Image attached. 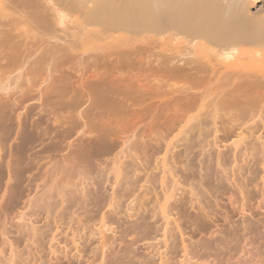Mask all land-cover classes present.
<instances>
[{"label":"bare ground","instance_id":"bare-ground-1","mask_svg":"<svg viewBox=\"0 0 264 264\" xmlns=\"http://www.w3.org/2000/svg\"><path fill=\"white\" fill-rule=\"evenodd\" d=\"M254 7L255 4L252 0H0V145L9 143L12 131H15L14 141L18 142L6 163L9 171L8 182L13 180L14 182H12L15 183L14 186L11 182L14 190L10 186L14 193L10 197L11 202L12 198L17 197L19 186L23 185L24 174L26 176V172H31L29 170L32 169L35 159H40V157L34 158L32 155L33 158H31L28 155V152L36 147L42 146L36 153L37 155L40 153L47 155L46 157L55 156L58 159L62 157L61 162L58 161L61 164L51 165L52 171L54 168L51 176L57 173L56 177L59 175L61 178L74 170H70V168L75 167V172L80 170L75 164L77 160H81V157L90 158V163H92L94 158H103V156L106 158L113 154L112 159L116 162L119 155L124 154L123 149L132 147V150H136L138 145H142L147 150L148 141L144 140L146 144H143L139 134L134 132L131 135H125L127 134L123 132L125 129L122 130L124 121L129 120L130 117L132 119L142 116L144 109L139 108L155 98L153 94L159 98L161 96L159 92L164 89L173 88L177 95L190 96L191 92L189 91L194 87H189L190 81L200 80L206 71L203 69L202 59L207 52L214 59L223 63L231 64L247 59L262 60L264 57V13L262 11L251 12ZM146 43L155 46L150 54L155 50L159 52L153 55V61H149L144 56V61L141 62L142 53L137 49L139 45ZM171 43L179 45L178 51L161 49ZM68 59H72L73 62L75 60L89 64V68L85 69L88 73L89 69H92L91 74L87 75L88 73L84 70L83 72L87 74H83L87 77L83 78V81V75H80L81 81H71L66 75ZM75 65H77L75 68L71 66L73 71L79 67L78 64L74 63L73 66ZM151 65L153 68L150 67ZM146 72L152 73V80L149 76V78L144 76L140 79ZM67 73L71 72L67 71ZM228 76L230 75L228 74ZM238 80L237 84L232 85L234 83L232 82V86L227 87L228 89L224 87L223 89L222 86L225 84L221 86L218 81L222 90L218 92V89L217 94H214L209 105L211 106L210 110L207 109L206 112L204 110L205 113L198 111L192 115H189L191 112H186L180 116L179 133L186 147L181 151L183 159L179 162L182 184H180L178 176L175 180V190L180 189L181 192L177 195L174 190L165 197L163 204H155L158 207L157 211L167 221V224L173 225L171 231H176L181 240V255L173 264H197L198 262L203 264H264V72L252 73L249 67L244 68ZM226 82L228 81L225 80ZM204 84L206 83L204 82ZM214 85L217 86V83ZM157 91L159 92L157 93ZM200 94L198 95L200 96ZM187 100L190 101V99ZM147 111L149 112L148 108ZM46 121L58 124V128H65L64 134L56 132L48 144H44L47 135V132L44 131L46 127H41L42 123L45 124ZM167 122L166 124H168ZM172 122L174 123V121ZM80 123H82V129L85 127V131L76 132ZM87 126L89 131H86ZM210 133L213 136L211 146L216 149L215 155L210 154L212 147L209 146L208 150L202 151L203 153L199 152L201 158L197 161V165L190 164L194 162L190 150L192 145H195V140L202 139ZM219 133H221V138L217 136ZM73 134L80 135V137L67 145L66 148L69 152L68 154L67 151L66 154L64 152L66 157H63L60 153L66 148L62 146V142L67 138H73ZM6 142L8 143L6 144ZM210 142H207V145H210ZM226 142L230 143L221 146ZM117 148L120 150L115 154L114 151ZM149 150L151 149L147 151ZM4 154L1 153L0 159L4 158ZM137 155L133 153L134 161L136 158L138 161L141 159ZM178 155L181 156V154ZM87 159L86 161H88ZM130 159L132 158L130 157ZM194 160L196 161L195 157ZM48 161L50 162L49 159ZM79 163L77 165L81 167V163ZM48 170L50 171V169ZM75 172H72L71 175L74 176ZM78 173L76 172V174ZM80 175L79 177L82 179L83 174ZM85 175L86 181H90L91 179L89 180ZM46 176H48L47 171ZM73 176H70L71 179L73 178L72 182L71 179L68 180L72 184L73 180L74 182L77 180L78 183H75L78 186L81 179H74ZM45 177L44 179H46ZM65 178L64 185H62V181H58L59 178L50 180L52 183L45 188L42 187V182V185L39 184V186L41 185L43 189L42 191L40 189L41 193L38 196L36 195L39 186H36L33 197H31L32 192L29 191L30 187H26L29 193L26 195V200L23 199V206L17 209L18 212L14 216V218H19L17 219L20 222L19 225L24 221L21 219H24V215L26 216L23 211L27 207L39 209L40 214L44 216L39 218L38 214V217L35 216V213L33 216L35 219L38 218L39 222L44 220L43 223L47 229H49L48 225L51 219L57 222L55 219L63 209L66 208L65 210L69 213L68 210L72 208L70 205L75 203L78 197L73 196L77 191L76 185L69 186L70 183H66L68 180L66 181ZM29 181L32 182V180ZM43 181L47 182L48 178ZM58 182L61 183L60 186ZM25 186L27 185L24 182V188ZM93 186L96 188L98 186V190L101 188L99 184ZM91 189L93 188L83 192L86 189L82 187L79 190V195H82L79 199L81 202H87L85 205L90 204L87 200L88 198L90 200L93 195ZM97 189H95L96 192H98ZM95 196L90 202L92 201L96 207V205H100L99 202L102 203L103 199L100 194L97 195L98 197ZM15 200L20 201L16 198ZM224 200L226 205L222 204ZM80 203L77 204V211H80L79 207H83ZM68 204L69 206H67ZM84 207L86 208V206ZM6 208L8 207L5 206L4 209ZM133 208L135 206L130 203L128 210L131 209L132 214H128L131 221L127 228L130 229L129 233L134 235L130 240L133 239L137 244L151 236L153 223H148L149 219L147 220L141 215V207L135 211ZM7 210L2 214L4 226L5 221L8 220L6 213L9 211L7 212ZM34 211L26 210L29 213ZM222 211L224 213L221 217L223 216L224 222L219 224L214 219L217 215L219 218ZM35 212L37 213V211ZM84 212H86L85 209ZM6 215L7 218H5ZM75 216L77 215L75 214ZM237 216H239L238 219H235ZM29 220L31 222V218ZM33 220L32 222H34ZM43 223L37 228H41ZM25 225L23 224L19 228V234L28 227V224ZM37 225L35 224V226ZM29 226H31L32 232L29 234L32 235V238H29L28 232V237L20 235L23 239L26 238L24 249H28V245L36 244V235L39 234L42 237L41 234L44 233V226L42 233H37L38 230L34 225ZM127 228L126 230H128ZM191 228L195 233L198 232V235H201L198 240H193L194 242L191 238L185 237L186 231ZM4 230L6 229L4 228ZM5 232L8 233L7 230ZM5 232L0 231V235H2L0 237L3 238V234L7 236L8 234ZM76 236L77 233L72 235V245L75 248L81 246L80 241L83 234H80L77 239ZM155 237L158 238L157 235ZM155 237L153 236L154 239ZM15 238L17 237L15 236ZM51 240L54 242L55 236ZM172 240L173 235L166 239L164 236L165 250L159 253L161 257L159 256L158 264H170L169 261L172 258L169 255L172 257V254H169V247ZM13 241L17 244V240ZM132 241L130 242L133 243ZM124 242L126 244L127 241ZM12 243L8 240L0 241V264H24L25 259L19 260L20 253L15 250L16 248H13L16 246H13ZM79 243L81 244L79 245ZM125 244H122L125 246L124 248H126ZM128 244L126 249L130 245ZM7 245L8 247H6ZM130 246L135 245L131 244ZM249 246L252 249H248ZM122 248L119 249L122 250ZM24 249H21L23 253ZM29 250L31 251L32 248ZM4 251L7 253V256L5 255L7 259L4 256ZM77 251L75 254L81 253ZM128 251L126 250L125 253ZM130 251L131 254L132 251ZM51 253L52 255L56 254L54 250ZM111 254L114 258V254ZM30 258L33 259L34 256ZM60 261L62 260L60 259ZM150 261L152 262V260ZM106 263L107 260L103 253L100 264ZM137 264L147 263L142 260Z\"/></svg>","mask_w":264,"mask_h":264},{"label":"rangeland","instance_id":"rangeland-1","mask_svg":"<svg viewBox=\"0 0 264 264\" xmlns=\"http://www.w3.org/2000/svg\"><path fill=\"white\" fill-rule=\"evenodd\" d=\"M252 1H254L255 7L252 9L251 12L262 11L264 13V0H252ZM178 46H179L178 44L171 43V44H168V45L162 47L161 49L175 52V51H178ZM144 48H145V50H143ZM153 48H155V46H152L149 43L139 45L137 50H139L142 53V55H141L142 57H141V60H140L141 62L144 61L143 60L144 56L149 61H153L154 60L153 55H155L159 51L155 50V52L150 54L152 52ZM146 50H147V53H146ZM143 51H144V54H143ZM151 55H152V57H151ZM139 59H140V56H139ZM71 60L72 59H70V60L68 59V62H66V67L68 68V69H66L67 77L71 81L76 82V81H81V76L83 75L82 76V81H83L87 77L84 74L88 73V71L85 68H87L90 65L84 63L83 61H81L82 62L81 63V62H78V61H75V60L73 62ZM74 63L78 64L79 67L81 68V69L79 67H78V69L76 68L78 71L74 69L75 72L77 71L76 73L73 71V69H71V66H72V68H75L77 66V65L73 66ZM202 64H203V69L206 70L203 75L204 76L206 75V77H204L202 75L200 80L197 79V80H195V82H194V80L190 81L192 86L190 85L189 87L190 88H192L193 86L195 87V88L193 87L194 89L192 88L189 91V92L193 93L192 96H191V93H189L190 96H188V97L184 96L185 97L184 98L183 95H179V94H178L179 95V97H178V95L175 93L176 91H174L175 89L173 90V88L164 89V90H162L163 92L160 91L162 93L157 91V93L159 92V94L161 95L160 96L161 99H160V97L158 98V96L156 94H153V97L155 96V98L151 99L150 101H148L147 104H144V105H142L139 108V109H144L142 116H137V117H135L136 119L134 117L131 119V117H130V118H128L129 120H125L124 121L125 125L123 124L124 128L122 127V130L125 129V130H123V132L127 133L125 135L128 136V135L133 134L134 132H135V134H139L138 136L141 139L140 141H142L143 144L144 143L146 144V142L148 141L147 142V146L148 147L146 146V149L147 150L151 149V150H149V151L145 150L144 146H142V145H138L137 149L134 146V148L136 150H132V147L123 149L124 154L119 155V159L116 162H114L113 159H112L113 158V154L112 155H108V157H106V158H104V156H103V158L99 157L98 158L99 160L94 158L93 162H92L93 164L90 163V158L89 159L86 158L88 160V161H86V159L81 157V160L80 161L77 160L76 161L77 163L75 165L77 166V169L80 168V170L79 171L77 170L76 172L77 173L79 172L81 175L83 174L81 176L78 173L82 177V179H84V180H82L79 177V175L76 174V172L74 171V170H76L75 167L70 168V170L74 169L72 171L73 173L75 172L74 176L71 175V174H73L72 172H70L68 175H64L65 177L68 176V178H65L63 176L61 178V177H59V175H57V177H56L57 173L56 174L54 173L53 176H51L52 172L54 171V168H53V171H52L51 165L52 164H56L57 165L59 162H61L60 161V159L62 158L61 156L66 157L65 156L66 151H67V154L69 152L68 148H66L67 145L69 143H71L72 141H75L78 137H80V135L78 136L76 134L75 135L73 134L75 137L73 136V138L72 137L71 138H67L64 142H62L63 143L62 146H65L66 149L62 152L63 154L65 152L64 155L62 153H60L61 156L59 155V157H61V158H59V159H58V157H55V156L46 157L47 155H41L40 153H38V155H37L36 153L39 152L40 148L42 147V146H38L34 150H31L32 152L31 151L28 152V155L31 158L40 157V159H35L37 162L34 161V163L32 165L34 168L32 167V169L29 170V171H31L30 173L26 172L27 173L26 176L24 174V178H23V182H22L23 185L19 186L20 190H17V197H15L16 199H20L19 202H17L16 200L14 201L15 198H12V202H11L10 197L14 194L13 193L14 187L12 186V183L14 181L11 180V181L8 182L9 171L7 170V167H6V163H7L8 159H9L8 158L9 155L16 149V146L18 144L17 141H14V139H15V131H12V133H11V135L9 137V140H8L9 143L6 142V144L8 143L7 145H0L1 153H5L3 155V157L6 158L5 160H4V158L2 159V157L0 159V172L4 171L3 173L0 174V184L2 183L0 185V187H1V189H0L1 190L0 191V217H1L0 218V220H1L0 221L1 222L0 223V231H3V233H4L7 230L8 233L7 232H5V233H7L8 234L7 236L9 237L8 238L6 235L3 234V238L0 237V241L1 240H5V241L8 240L11 243L12 242L14 243L13 240H17V242L15 241L17 244H15V243L13 244L12 243V245L13 246L15 245L16 247H13V248L14 249L16 248L15 250L20 253V259L19 260H24L25 259L23 261L24 264H29V263L30 264H42V263L43 264H60V263L61 264H100L101 256H102L103 253H104V256H105V260H107L106 264H118V263L119 264H122V263L123 264H130V263L137 264L138 261L140 262L142 260L144 262H146L147 264H149L150 260H152V262L150 261V264H155V263L158 264L159 263L158 259L161 257L159 255V253H161L162 251L165 250V247H164L165 243H163L164 242V236H165V239H166V238H169L170 236L173 235V240H175V241L172 240L171 243H170V247H169V250H170L169 254H172V257H171V255H169V256L173 260L172 261L170 259L172 262L171 261H169V262H170V264H173L177 260V258H179L180 255H181V251H182L181 240H180V237L178 236L176 231L172 230L174 233L171 231L173 225L172 224H167V221L160 215V212L157 211L158 207L156 205H157V203H160V204L164 203L165 197L170 195V193L176 189L175 188L176 187V185H175L176 178L178 176H179L178 177L179 179L182 177V175H180V173H179V172H181L179 162H180V160L183 159V157H182L183 156V152H181V151H183L186 146L182 142L183 138L180 136V133H179L180 132V130H179V128H180L179 122L181 121V117L180 116H182V114L186 113V112L187 113L191 112V113H189V115H192V114H194V113H196L198 111H202L203 113H205L207 111V109L210 110L211 109V106H209L210 102L213 99L214 94H217L216 93L217 90L219 89L218 92H220L223 87L224 88H227V87L229 88L232 85L237 84V82H239L238 79L240 77V73L244 70V68H248L249 67L252 70V73L264 72V57H263L262 60H259V59L248 60L247 59L245 61H241V62H236V63H231L230 64V63H223L220 60L214 59V57L210 53L207 52L204 55L203 59H202ZM150 67L153 68V65H151ZM84 70H86V71H84ZM67 71L71 72V73H67ZM83 71L87 72V73H84ZM81 72H82V74H81ZM91 72H92V69H89V73L87 75L91 74ZM147 73L148 72L143 74V76H141L140 79H142L144 76H146L147 78L150 77V79L152 80L153 79V77L151 75L152 73H148V74ZM228 74L232 78L230 76H228ZM205 78H206V80H204ZM225 80H227L228 82L225 83ZM218 81H219L221 86H222V84H225V85H223L222 88H221V86L218 85L219 84ZM202 82L206 83V84H204L205 86L203 85ZM232 82H234V83L232 84ZM216 83H217V86L214 85ZM149 89H150V87H149ZM196 89H198V90H196ZM170 90H171L172 93L170 92ZM144 91H146V90H144ZM208 91H210V92H208ZM211 92H212V94H211ZM198 94H200V96ZM206 94H207V96H206ZM156 96H157V98H156ZM196 96H197V98H196ZM177 97L178 98L183 97V98H181L182 99L181 100V99H178ZM186 99H190V101L188 102V100L186 101ZM182 101H183V103H182ZM189 103H190V105H189ZM195 103H196V105H194ZM33 104H37V103H33ZM175 106L177 108H179V110H176L177 108ZM185 106H186V108H185ZM190 106H192V107H190ZM188 107H189V109H187ZM147 108L149 109V112L147 111ZM204 110H205V112H204ZM176 112H177V114H176ZM166 113H167V115H166ZM142 117H143V119H142ZM170 117H171V119H170ZM167 118H169V119H167ZM172 118H174V119L172 120ZM130 120H131V122H130ZM167 120H169V121L167 122ZM171 120L174 121V123ZM134 121H135V123H134ZM164 121H165V123H164ZM166 122L168 124H166ZM160 123H161V125H159ZM46 125H48V126H46ZM162 125H163V127H162ZM41 127L42 128L46 127L44 129V131L47 132V135L45 136L46 139L44 140L45 141L44 144H48V142L50 143V139H52L54 137V134H56V132L59 133V134H61L63 132V134H64V130H65V128H58V124L57 125L56 124H52V122H49V121H46L45 124L42 123ZM47 127H48V129H47ZM49 127L51 128V130H49L50 129ZM175 127H177V128H175ZM88 128L89 127L87 126V128H86L87 130L86 131H89ZM77 129H76V132L77 131L80 132V130L81 131L82 130L85 131V127H84V129H82V123H80V125H79V127ZM208 130H209V128H208ZM147 134H148V136H147ZM143 136H144V138H143ZM217 136L218 137L220 136V138H221V133L217 134ZM212 138H213V136H211V133H210L209 135H206V136L202 137V139L200 138L201 140L200 139L199 140H195V145H192L193 147H191L192 149L190 150L191 151L190 152L191 153V157L193 158L192 161H194V162L193 163L191 162L190 164L197 165V161L201 158L199 156L200 153H203L202 151L208 150L209 146L212 145ZM68 139H69V141H68ZM131 140H132V138H131ZM155 141H157L158 143L155 142ZM179 141H181V142H179ZM153 142L155 143L156 146L154 145ZM207 142H210V145H207ZM229 143L230 142H226V144L222 143L221 146L222 145H228ZM182 144H183V146H182ZM202 145H203V147H202ZM13 146H15V147H13ZM117 146H119V145H117ZM188 146H189V144H188ZM211 147L212 148H211L210 154L215 155L216 149H215L214 146H211ZM117 149L114 151V153L115 152L117 153L120 150V148H117ZM179 149H181V150H179ZM199 150H201V151H199ZM140 151H141V153H140ZM1 153H0V155H1ZM33 153H35L36 155L33 154ZM133 153L134 154H138L137 157L139 156L141 158V159H139V161L137 160L138 158H136L137 163H135L136 160L135 161L133 160V159H135V158H133L134 157ZM178 154H181V156H179ZM32 155H34V156L32 157ZM122 155H124V156H122ZM144 155H146V156H144ZM166 155H167V158H166ZM228 156H229V154H228ZM52 157H53V160H52ZM130 157L132 159H130ZM194 157L196 158V161L194 160ZM48 159L50 160V162L48 161ZM82 159H83V161H82ZM128 159H130V160H128ZM156 159L157 160L160 159V160L157 161ZM175 160H176V164H178V165L175 164ZM84 161H85V163L87 165L84 163ZM79 162L81 163V167H79L77 165ZM157 162H158V164H157ZM59 164H61V163H59ZM115 164H117V165H115ZM122 164H124V165H122ZM1 165H2V167H1ZM137 165H138V167H137ZM129 166H130V169H128ZM125 167H127V169H125ZM136 167H137L138 170L136 169ZM176 168H177V170H176ZM48 169H50V171ZM82 169H84V170H82ZM124 170L126 171V174H124V172H125ZM46 171H47L48 176H46ZM177 171H178L179 174L177 173ZM89 172H92V173H89ZM28 173H29V175H28ZM44 174H45L46 177L44 176ZM181 174H182V172H181ZM84 175L87 176V178H89V180L91 179L90 181L87 180L89 183L86 181V177H84ZM42 176H44L46 179L48 178L49 182L48 181L47 182L43 181V180H46V179H44V177H42ZM70 176L71 177L73 176L74 179L75 178L76 179L78 178V180L81 179V181H79L80 183L78 184L79 187L77 186V183H78L77 180L75 181L77 183H75L74 180H73V184L71 183L73 178L71 179ZM75 176H77V177H75ZM94 176H96L95 179H92V178H94ZM58 178H59V180H58L59 182L62 181V185L65 184L64 183V178L66 179V181L68 179H71V182H70V180H68L67 182L65 181L66 183H70L69 186L73 187V185H76V190L77 191H76V193H74L73 196H77L78 199H77V201L75 203H72V205H70V207L72 206V208H70V210H68L69 213L65 210L66 208L64 207L65 209H63L61 212L58 213V216L60 214V216H59L60 218L57 216L56 219H55L57 222H55V221H53L51 219V221H50V223L48 225L49 229H47V226H45V223H43L44 220L39 222V221H37L38 218L35 219V216H37V214H38L39 218L44 216V215L40 214L39 209L38 208L35 209L33 207L32 208L31 207H29V208L27 207L25 209V211H23L26 214V216L24 215V217H23L24 219H21V221L22 220H24V221L21 222L22 225L21 224L19 225L20 222H18V220H17L19 218L18 217L14 218V216H16L15 214H17V212H18L17 209H20L23 206L22 202H24V200H26V195L29 193V191L32 192L31 193V197H33L34 190L36 189V186H39V184H41L43 182V185L42 184L41 185H42L43 188H45V187L49 186L52 183L50 180L58 179ZM60 179H63V180H60ZM29 180H32V182L29 181ZM28 181L30 182V184H29ZM146 181H148V182H146ZM24 182H25V185H27V186H25V188H24ZM59 182H58V184L60 186L61 183H59ZM118 182H119V184H117ZM179 182H180V184H182V179H180ZM10 183H11V185H10ZM44 183H49V184H44ZM14 184L15 183H13V185ZM95 184H99V187H101V188H99V190H101L100 192L97 189L98 186H97V188H96V186H93ZM41 185L39 186L40 188L38 187L39 189L37 188V192L38 193H37L36 196H38V194H40L42 189H43L41 187ZM10 186H12L13 188L10 187ZM84 186H85V188H84ZM173 186H174V188H173ZM26 187H30V190L28 191V188H26ZM82 187H83V189H86L83 192L87 191L88 189L90 190V188H93V189H91L92 190L91 194H93V195L90 197V200L95 195H96L95 197H98L97 196L98 194H100V196L102 195L101 198L103 200L100 199V200H102V203L99 202L100 205H96V207H95L94 203H92V201L90 202L89 198H88L87 201H89L90 204L85 205V203H87V202H81V200L79 198L82 197V195H79V190ZM7 188H8V190H7ZM15 188L19 189L18 187H15ZM21 188H22V191H21ZM32 188H34L33 191H32ZM40 189H41V191H40ZM95 189H97L98 192H96ZM5 191H7V192H5ZM112 192H114L113 194H115V195H113ZM168 192H169V194H168ZM180 192H181L180 189L175 190V193L177 195ZM100 196H99V198H100ZM4 198H5V201H4ZM13 201H14V203H13ZM12 203H13V205H12ZM79 203L83 207H79L80 209H78V210H80V211H77V208H78L77 204H79ZM130 203H133V205L135 206V208H133L134 211L141 207L140 208L141 209L140 210L141 215L146 217L147 220L149 219L147 221L148 223H151V224L153 223V225L151 226V230H152L151 231V236L145 241H141L139 243L137 242V244H135L136 242L133 239H132L133 241L130 240L131 238L134 237V235H133V233L130 234L129 233L130 229H128L129 228V224L128 223L131 221V219L128 217V214L131 213V209L128 210V207H129ZM225 203H226V201L224 200V202L222 204L224 205ZM5 206L8 207V208L4 209ZM17 206H18V208H17ZM67 206H69V204ZM84 206H86V208ZM87 206H88V208H87ZM75 207H76V209H75ZM224 207H226V206H224ZM1 208H3L5 211L3 209H1ZM15 209H16V211H15ZM84 209L86 210L87 213L84 212ZM93 209H95V210L93 211V213H91V211ZM6 210H7V212L8 211L9 212L6 213V214H8V218H7V215H6L5 218H7L8 220L6 219L7 221H5L6 224L4 226L3 225V217L4 216L2 214L5 213ZM11 210H12V212H11ZM26 210L27 211L28 210L29 211L30 210H32V211L35 210V211H37V213L35 211L29 213V212H26ZM74 210H76L79 215L76 213V211L74 213ZM31 213H32V216H30ZM34 213L36 214L35 216H33ZM71 213H73L74 216ZM223 213H224V211H222V213L220 214V217H221V215H223ZM75 214L77 216H75ZM28 215H29V217H28ZM217 216H219V215H217ZM217 216H216V219H214V220L218 221L219 224H223V222H224V220L222 219L223 216L221 218L220 217L218 218ZM238 217L239 216H237L235 219H238ZM30 218H31V222H32V220L34 218L33 221L35 222L36 225L37 224L38 225L35 226L34 222H32V223L29 222ZM25 221H26V223H25ZM30 223L32 225H34L36 228L39 225H42L41 223H43L44 227L41 226V228H39V229L37 228L38 231H36V232L37 233H42L44 231V233L41 234V235H43L42 237L39 234H37L39 236L36 235V237H35V240H36L35 243L36 244H34L33 246L30 245L31 247L28 245V249H26V248L24 249L26 238L23 239L22 237H24V235L26 237L27 236V232H28L29 238H32V235H30L31 232H32L31 226H29V225H31ZM14 224H17V225L15 226ZM23 224L24 225L28 224V227H27L28 231L25 232V230L27 229L25 227L26 229H24V232H23V230L21 232V234H23V236H22L21 234L18 233V230H19V228L21 226H23ZM164 224H165L166 228H165ZM42 227H43L44 230L42 229ZM125 227L126 228L128 227L127 228L128 230H126ZM4 228L6 230H4ZM154 228H155V231H154ZM191 229H188L186 231V236L185 237L191 238L192 241L193 240L196 241V239L198 240L201 237V235H198V232H196L197 233L196 234L193 231L194 230L193 228H191ZM40 230H41V232H40ZM156 231H157V234H156ZM164 231H165V234H164ZM29 232H30V234H29ZM76 233H77L76 239L78 238V236L80 234H83V236L81 237V241H80L82 244L79 243V245L81 244V246H78L77 248H75L72 245V235L76 234ZM155 234L157 235L158 238L155 237L156 236ZM163 234H164V236H163ZM11 235H13V236L11 237ZM17 235H19V236L21 235L22 237L20 236V238H19V236H17ZM0 236H2V235H0ZM15 236L17 238H15ZM53 236H55L56 244H55V241L52 242V240H51ZM153 236L155 237V239L153 238ZM44 237H46V238H44ZM124 237H125V239H124ZM43 239H45V240H43ZM124 241H127L128 243L130 241H132L133 243L130 242L129 244L130 245L134 244L135 246H130L127 242L125 244ZM23 242H24V244H23ZM21 243H22V245H21ZM42 243H43V245H42ZM122 244H125L126 248H127V244H128L129 245L128 249L124 248L125 246H123ZM6 247H8V245ZM120 247L121 248L123 247L122 250L119 249ZM158 247H160L159 248L160 251L158 250ZM174 247H175V249H174ZM29 248L30 249L32 248V250L30 251ZM249 248L252 249L251 246H249L248 249ZM21 249H24L25 252L23 253L22 252L23 250H21ZM67 249H69V250H67ZM125 249L129 250V251L131 250L132 251V252L130 251L131 254L129 253V251L127 253H125V251H126ZM52 250L55 251V253L57 254V255L55 254L56 256L52 255V253H51ZM8 251H9V249L6 250L7 253H8ZM76 251L77 252H81V253L75 254ZM6 252L4 251V256L5 255L7 256ZM109 252L114 254V258H113V255L111 253H110L111 256H109L110 255ZM252 252H255V250L254 251L252 250ZM105 253H106V255H105ZM124 253H125V256H124ZM148 253H150L151 255H149ZM153 253H155V254H153ZM23 254H25L24 255L25 257L23 256ZM122 254H123V256H122ZM31 255L34 256L33 259L30 258V257H33ZM39 256H40V258H42L41 260H40ZM106 257H107V259H106ZM6 259H7V257H6ZM60 259L62 261H60ZM46 261H47V263H46ZM154 261H155V263H154ZM103 262H105V261H103ZM197 264H203V263L198 262Z\"/></svg>","mask_w":264,"mask_h":264}]
</instances>
